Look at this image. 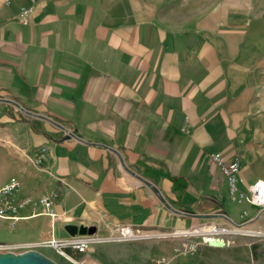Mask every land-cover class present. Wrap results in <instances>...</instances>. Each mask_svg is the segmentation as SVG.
<instances>
[{"label": "crops", "instance_id": "0c3cea01", "mask_svg": "<svg viewBox=\"0 0 264 264\" xmlns=\"http://www.w3.org/2000/svg\"><path fill=\"white\" fill-rule=\"evenodd\" d=\"M240 25L169 26L129 0H0V187L16 177L33 197L15 224L0 221V244L122 264L127 245L69 243L128 223L178 238L173 251L223 226L230 243L196 240L180 264H264V211L230 199L211 157L239 156L242 188L264 178V20Z\"/></svg>", "mask_w": 264, "mask_h": 264}, {"label": "rangeland", "instance_id": "374dc122", "mask_svg": "<svg viewBox=\"0 0 264 264\" xmlns=\"http://www.w3.org/2000/svg\"><path fill=\"white\" fill-rule=\"evenodd\" d=\"M129 1L139 17L155 19L165 25L176 27L209 28L219 26L218 28L230 27V29L246 32L249 29L240 25L241 22L252 19L264 20V0ZM253 25L256 26L258 24L255 23ZM259 29L261 30V28ZM120 225H117L109 235L94 237L89 247L94 245L101 246L105 251H108L113 245L120 247L119 249L121 250H124L121 246L127 245L133 253L128 254L127 260L125 259L122 264H180L186 258L187 252L192 249L193 244H196V240H201L208 244V237H222L224 235H215L213 233L186 235L181 237V241L177 244V249L172 251V246H167L165 243L171 239L177 240L178 238H173V236L159 231L143 230L137 227L140 229L136 233L137 236L120 239V230L118 229ZM163 247L166 253L164 255L161 254V248Z\"/></svg>", "mask_w": 264, "mask_h": 264}, {"label": "built area", "instance_id": "2783aa9c", "mask_svg": "<svg viewBox=\"0 0 264 264\" xmlns=\"http://www.w3.org/2000/svg\"><path fill=\"white\" fill-rule=\"evenodd\" d=\"M33 4L24 7L20 13L23 21L27 22L29 20L30 12L32 10ZM185 131H189L186 128H183ZM47 154V148L42 146L38 153V159H43ZM212 159L218 164L227 178L229 184V195L230 199L234 202H245L256 204L260 207L259 212L264 211V178H258L252 183H250L247 188H242L239 185V174L241 171L240 159L239 156L225 157L221 153H211ZM33 201L31 195L21 194V182L18 178L12 177L11 181L4 186L0 187V221L10 220L12 224L20 218L19 211L26 207ZM41 203L44 205L46 211L51 215L53 221L58 216V214L52 208V199L50 196L44 195L40 198ZM250 215L248 209H243L241 211V218L247 219ZM120 230V239L130 238L137 236V232L140 231L139 228L134 225L123 223L118 228ZM213 234L221 235L229 232V229L223 226L213 227ZM94 238H87L84 240H71L70 245L75 247L78 251H84L89 243ZM208 244L214 245L211 240H219L217 245H225L230 243V240H226L224 237L213 236L208 237ZM50 245L55 248L58 252L67 257L74 258L71 253L66 251L65 246L57 237L52 234L50 239ZM14 248L10 245L0 244V251L11 250Z\"/></svg>", "mask_w": 264, "mask_h": 264}, {"label": "water", "instance_id": "95a60500", "mask_svg": "<svg viewBox=\"0 0 264 264\" xmlns=\"http://www.w3.org/2000/svg\"><path fill=\"white\" fill-rule=\"evenodd\" d=\"M71 234L77 232L74 224L66 226ZM90 232L95 231V226L90 227ZM0 264H62L44 252L36 248H28L22 251H0Z\"/></svg>", "mask_w": 264, "mask_h": 264}, {"label": "bare ground", "instance_id": "6f19581e", "mask_svg": "<svg viewBox=\"0 0 264 264\" xmlns=\"http://www.w3.org/2000/svg\"><path fill=\"white\" fill-rule=\"evenodd\" d=\"M211 227H212V226H211ZM205 229L207 230L208 228H207V227H206V228H201V229H200V228H197L196 230H197V231H199V230H200V231H203V230H205ZM209 229H210V228H209ZM211 229H212V228H211ZM210 241H214V240H211V239H210Z\"/></svg>", "mask_w": 264, "mask_h": 264}]
</instances>
